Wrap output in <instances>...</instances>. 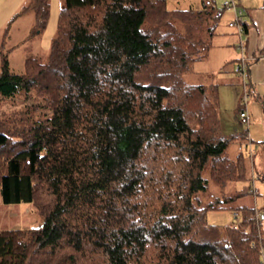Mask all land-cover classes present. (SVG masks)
Wrapping results in <instances>:
<instances>
[{"label": "trees", "instance_id": "obj_1", "mask_svg": "<svg viewBox=\"0 0 264 264\" xmlns=\"http://www.w3.org/2000/svg\"><path fill=\"white\" fill-rule=\"evenodd\" d=\"M199 5L64 0L48 54L20 73L2 40L0 98L40 110L0 115L1 196L42 223L1 230L0 264H264V214L240 201L252 156L229 151L247 131L222 133L215 88L185 78L226 13ZM29 11L42 31L49 0ZM221 209L234 221L209 223Z\"/></svg>", "mask_w": 264, "mask_h": 264}, {"label": "rangeland", "instance_id": "obj_2", "mask_svg": "<svg viewBox=\"0 0 264 264\" xmlns=\"http://www.w3.org/2000/svg\"><path fill=\"white\" fill-rule=\"evenodd\" d=\"M29 1L0 0V44L2 40L6 43L5 50L9 49L10 68L17 73L25 70L27 55L46 56L48 54L51 42L56 35L58 17L64 6V0H49L48 23L42 31H37L35 30V14L31 11L22 12ZM217 1L220 6L223 4V0ZM263 1L247 0L245 5L251 8L250 10H263ZM199 4L201 0H168L169 8H196L200 6ZM227 19L228 14L225 13L205 56L193 63V70L185 78L190 83H201L209 88H215L216 92L213 95L218 105L222 133L229 135L247 131L251 141L250 147L254 149V153H250L251 150L246 148V143H232L229 151L231 155H234L240 146H243L241 150L248 157L252 156V159L248 161V171L250 177L254 179V183L253 180L250 182L253 187L255 186L256 193H251L240 201L259 208L257 212L260 211L262 218L264 214V74L260 81L253 79L250 81L249 78L246 79L240 75L237 70L242 57L239 45L241 39L245 41L246 37L240 36L234 28L230 27ZM25 103L35 107L36 112L40 110L34 99L0 98V115L18 112ZM242 107H246L249 113L247 123L240 121L239 112ZM235 184L242 186L243 182ZM218 194L217 186L209 181V188L203 195V199H209ZM207 218L209 223L221 226L234 221L232 212L227 209L210 210ZM41 223L42 216L31 204L5 203L0 191V231L7 228L38 226ZM262 227L264 236V218H262Z\"/></svg>", "mask_w": 264, "mask_h": 264}, {"label": "crops", "instance_id": "obj_3", "mask_svg": "<svg viewBox=\"0 0 264 264\" xmlns=\"http://www.w3.org/2000/svg\"><path fill=\"white\" fill-rule=\"evenodd\" d=\"M245 3H247V0H241V5L245 9L244 24L246 25H244L245 29L243 33L241 35L239 34L240 36L245 35L246 37L245 41L241 39L245 45L244 48L241 49V58H245L249 64V75L247 78H249L250 81L252 79L254 81H260L261 76L264 74V8L263 10H250L251 8L245 5ZM226 14H228V22L234 14L228 9H226Z\"/></svg>", "mask_w": 264, "mask_h": 264}, {"label": "built area", "instance_id": "obj_4", "mask_svg": "<svg viewBox=\"0 0 264 264\" xmlns=\"http://www.w3.org/2000/svg\"><path fill=\"white\" fill-rule=\"evenodd\" d=\"M226 9L230 10L233 12V17L228 21V25L230 27L235 28L238 33L241 35L243 33L244 30V23H245V19H244V15H245V9L242 7L241 5V0H223V4H222ZM242 48H244V42L241 41L240 45ZM264 56V54H263ZM248 68H249V64L246 61L245 58H242L240 65H238V72L240 73V75H242V77H245L247 79L248 77ZM239 116H240V121L242 123H247L249 121V113L247 111L246 108L242 109L239 112ZM251 142L246 145V148L249 149L250 148V153H254V149H252L250 147ZM243 148V146H240V149ZM254 193H256V188L253 189ZM259 215L261 214L260 211L258 212Z\"/></svg>", "mask_w": 264, "mask_h": 264}]
</instances>
